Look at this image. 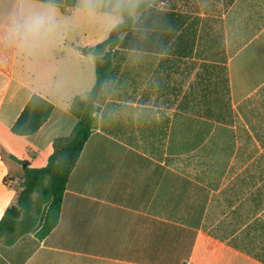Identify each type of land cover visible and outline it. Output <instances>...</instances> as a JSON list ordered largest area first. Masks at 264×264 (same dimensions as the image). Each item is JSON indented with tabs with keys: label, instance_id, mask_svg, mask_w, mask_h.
<instances>
[{
	"label": "crops",
	"instance_id": "1",
	"mask_svg": "<svg viewBox=\"0 0 264 264\" xmlns=\"http://www.w3.org/2000/svg\"><path fill=\"white\" fill-rule=\"evenodd\" d=\"M142 1L112 52L58 226L43 240L0 239V264H264V61L252 50L233 68L259 34L257 10L244 0H218V15L205 0ZM127 2L100 0L89 17L80 0H33L55 14L50 42L32 51L0 43V221L18 205L26 164L45 168L54 140L74 130L71 102L96 84L89 49L122 22ZM14 3L0 0V16ZM228 34L239 43L229 60ZM34 95L54 112L17 137Z\"/></svg>",
	"mask_w": 264,
	"mask_h": 264
},
{
	"label": "trees",
	"instance_id": "2",
	"mask_svg": "<svg viewBox=\"0 0 264 264\" xmlns=\"http://www.w3.org/2000/svg\"><path fill=\"white\" fill-rule=\"evenodd\" d=\"M146 7L147 3L142 0H128L121 10L122 22L112 29L104 42L89 49L96 57V84L85 97L77 96L72 100L69 112L77 124L70 136L54 140V154L47 166L35 169L26 164L18 205L9 208L0 221V239L6 245H12L17 238L29 233H36L43 240L58 226L67 183L91 136L95 115L100 112L98 96L111 71L112 52L121 43L122 35L134 27V14ZM261 91L264 92V88ZM251 103L247 101L240 110ZM54 109L51 102L34 95L12 127V134L17 137L34 135L47 123ZM250 115L253 110L248 111L246 118Z\"/></svg>",
	"mask_w": 264,
	"mask_h": 264
},
{
	"label": "clouds",
	"instance_id": "3",
	"mask_svg": "<svg viewBox=\"0 0 264 264\" xmlns=\"http://www.w3.org/2000/svg\"><path fill=\"white\" fill-rule=\"evenodd\" d=\"M100 0H80L87 16L96 15ZM56 28L52 10H36L33 0H15L6 16H0V43L21 51L38 49L52 39Z\"/></svg>",
	"mask_w": 264,
	"mask_h": 264
},
{
	"label": "rangeland",
	"instance_id": "4",
	"mask_svg": "<svg viewBox=\"0 0 264 264\" xmlns=\"http://www.w3.org/2000/svg\"><path fill=\"white\" fill-rule=\"evenodd\" d=\"M252 1V7L253 11L254 9L257 10V16L259 18V34L252 40L253 42L246 46L244 50H242L233 60V68H236L238 66V63L241 59L245 58V56L248 54L250 55L251 51L253 50V54H256L255 59H258L260 62L264 61V0H244L243 4L246 5L249 9V2ZM222 4V0H221ZM227 7H229L228 4H226ZM205 7L206 10H209L207 12H210L212 15H218V0H205ZM222 13V9H221ZM210 14V15H211ZM230 18V17H229ZM227 19V21L231 24L232 21ZM230 25H228L229 27ZM234 28V26H232ZM229 31V28H228ZM230 33V32H228ZM230 36L228 34V40H227V59L229 60L232 57V53H234L235 49L238 47L239 43L235 41L234 43L232 39H230Z\"/></svg>",
	"mask_w": 264,
	"mask_h": 264
}]
</instances>
